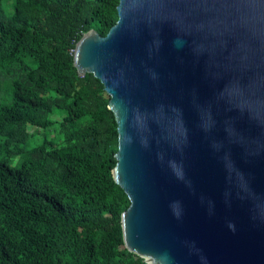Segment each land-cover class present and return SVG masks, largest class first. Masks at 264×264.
Listing matches in <instances>:
<instances>
[{
	"label": "water",
	"instance_id": "95a60500",
	"mask_svg": "<svg viewBox=\"0 0 264 264\" xmlns=\"http://www.w3.org/2000/svg\"><path fill=\"white\" fill-rule=\"evenodd\" d=\"M73 66L116 122L125 249L146 264H264V0H118Z\"/></svg>",
	"mask_w": 264,
	"mask_h": 264
},
{
	"label": "trees",
	"instance_id": "16d2710c",
	"mask_svg": "<svg viewBox=\"0 0 264 264\" xmlns=\"http://www.w3.org/2000/svg\"><path fill=\"white\" fill-rule=\"evenodd\" d=\"M117 4L0 0V264H146L119 251L129 201L112 178L114 153L105 152L111 140L117 146L109 99L73 66L77 42L91 29L104 36ZM63 113L64 146L48 162L41 148L24 149L27 125L45 130Z\"/></svg>",
	"mask_w": 264,
	"mask_h": 264
},
{
	"label": "rangeland",
	"instance_id": "374dc122",
	"mask_svg": "<svg viewBox=\"0 0 264 264\" xmlns=\"http://www.w3.org/2000/svg\"><path fill=\"white\" fill-rule=\"evenodd\" d=\"M8 12H10V9H8ZM100 94L103 99H109L106 93H100ZM86 103L89 104L88 101ZM64 115H65L64 113L62 115L51 114L49 116V119L54 124L45 130H42L32 125H27L25 128L27 137L25 138V141L22 145L24 149L25 150H38L41 148L48 162L49 158L47 154H49L51 150L55 147L59 148V147L64 146V140H63V135H62L61 126H60V122ZM92 120L93 118L91 116V113L88 112L82 121L84 125L87 126L88 123H91ZM108 137L111 139L112 134L109 133ZM116 151H117V146H115V140H111L110 142H108L107 147L105 148V152L107 154H111V153L115 154ZM119 203H120L119 200L116 198L111 201V204H119ZM124 249L125 247L123 246L119 247V251H123Z\"/></svg>",
	"mask_w": 264,
	"mask_h": 264
}]
</instances>
